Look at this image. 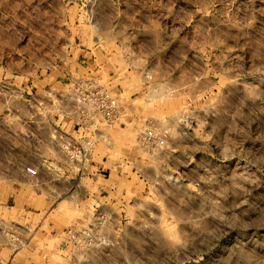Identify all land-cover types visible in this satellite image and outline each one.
<instances>
[{
    "label": "rangeland",
    "instance_id": "rangeland-1",
    "mask_svg": "<svg viewBox=\"0 0 264 264\" xmlns=\"http://www.w3.org/2000/svg\"><path fill=\"white\" fill-rule=\"evenodd\" d=\"M2 229L0 264H264V0H0Z\"/></svg>",
    "mask_w": 264,
    "mask_h": 264
},
{
    "label": "built area",
    "instance_id": "built-area-1",
    "mask_svg": "<svg viewBox=\"0 0 264 264\" xmlns=\"http://www.w3.org/2000/svg\"><path fill=\"white\" fill-rule=\"evenodd\" d=\"M70 85L75 111L83 123L93 125L99 117L108 123H113L118 119L119 101L116 90L106 87L89 77H72L70 78ZM143 135L148 145L153 143L163 144L165 142V139L154 129H147ZM71 143L72 141H68L67 146H70V150L80 156V160H82V157H85V152L82 154L81 148ZM26 170L31 175H38L39 173L34 165H28Z\"/></svg>",
    "mask_w": 264,
    "mask_h": 264
},
{
    "label": "crops",
    "instance_id": "crops-1",
    "mask_svg": "<svg viewBox=\"0 0 264 264\" xmlns=\"http://www.w3.org/2000/svg\"><path fill=\"white\" fill-rule=\"evenodd\" d=\"M68 79V78H67ZM9 237L7 233L4 231V229L0 230V249H4L5 247H8L10 243L9 242ZM5 254V252L0 251V257ZM19 264V263H17Z\"/></svg>",
    "mask_w": 264,
    "mask_h": 264
}]
</instances>
